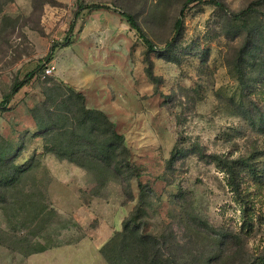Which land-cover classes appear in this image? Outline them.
I'll return each instance as SVG.
<instances>
[{
	"label": "rangeland",
	"instance_id": "1",
	"mask_svg": "<svg viewBox=\"0 0 264 264\" xmlns=\"http://www.w3.org/2000/svg\"><path fill=\"white\" fill-rule=\"evenodd\" d=\"M186 1L0 0V264H31L48 249L111 239L135 213L141 186L140 233L155 238L147 245L119 239L123 264L264 260V0L245 23ZM223 1L238 12L256 0ZM92 4L108 9L86 8ZM122 12L157 47L150 54L156 80L147 73V46ZM243 25L258 45L244 79L237 69L247 56ZM75 92L116 124L139 176L70 161L74 151L88 166L82 154L104 140L90 135V120L82 123Z\"/></svg>",
	"mask_w": 264,
	"mask_h": 264
},
{
	"label": "trees",
	"instance_id": "2",
	"mask_svg": "<svg viewBox=\"0 0 264 264\" xmlns=\"http://www.w3.org/2000/svg\"><path fill=\"white\" fill-rule=\"evenodd\" d=\"M195 2L212 5L216 7L220 12L228 16L230 20L245 23L254 15L255 6L259 5V3L262 2V0H256L253 3H251L246 9H243L238 12L232 10L228 6V4L223 0H187L185 3V7ZM86 8L90 10H100V9H108V6L104 4H92L87 6ZM184 14H185V10L182 11L181 18H179L176 22L175 27L177 33L181 31L183 24L182 19L184 17ZM121 15L127 19L131 27L134 30H136L140 34V37L144 40L147 46V50H146V63L148 64L147 73L150 78L156 80L157 78L153 72V62L151 60L150 54L157 52V47L147 37L144 30L140 26L137 18L134 15L129 14L127 12H122ZM249 29L250 28L247 25H243L242 28L239 29L240 31L248 30L246 43L244 45V48L246 46L247 56L241 57L238 61L239 63L237 64V69L239 70L243 79L246 77V69H251L253 66L256 65L255 53L258 51V45L256 42L257 36L256 34H253L252 30ZM173 46H174L173 41L169 42L167 45V49L170 50L173 48ZM36 71L30 72L29 74H27L24 80L17 82L13 85L11 93L4 100L5 104H8L9 101L13 99V97L23 89V87L28 86L31 83V81L35 78L37 74ZM75 95L81 104L82 113L86 117V118L84 117L86 120H84V122L82 123L84 124L88 120H90L92 123L89 127L90 135L95 133H103L104 140L103 142L97 141V143L96 141H91L90 143L91 150H87L82 154V157L88 158L90 160L91 164H88V166H86L85 164H81L77 160H75L77 152L74 151L71 152L70 161L75 164H78L79 166L87 170L88 169L96 170L98 168L104 167L106 175L113 173L115 175L129 174L132 176H139V174L136 173L137 167L131 163L132 153L127 144L126 138L123 134L117 131L116 124L108 117V115L105 112L98 109L88 108L85 103V96L82 93L75 92ZM56 155L59 158H66L67 156L66 153L63 154L57 153ZM30 166L31 164H29L28 167ZM22 168H25V166H22ZM144 192L145 190L141 186V201L135 213L131 216L129 220H127L124 223L123 231H117L116 234L111 239H109V241L101 248V254L109 264L124 263L123 259L121 258L122 257L121 253L119 252L117 253V250L119 251L118 249L119 239H125L131 236V238H133L134 243H138L140 245H147L151 237L152 239L155 238L152 235L145 237L143 234H141L140 226L138 225L139 217L145 213L144 212L145 202H143V198H142L144 197ZM146 255L148 256V254ZM138 257L139 259H143V257L145 258L146 256L143 252H140ZM260 264H264V260Z\"/></svg>",
	"mask_w": 264,
	"mask_h": 264
},
{
	"label": "crops",
	"instance_id": "3",
	"mask_svg": "<svg viewBox=\"0 0 264 264\" xmlns=\"http://www.w3.org/2000/svg\"><path fill=\"white\" fill-rule=\"evenodd\" d=\"M95 242L92 240H83L78 244H69L53 249H48L31 256V264L42 259L52 260L55 264H102L101 248L108 242ZM104 258V257H103ZM105 259V258H104Z\"/></svg>",
	"mask_w": 264,
	"mask_h": 264
},
{
	"label": "built area",
	"instance_id": "4",
	"mask_svg": "<svg viewBox=\"0 0 264 264\" xmlns=\"http://www.w3.org/2000/svg\"><path fill=\"white\" fill-rule=\"evenodd\" d=\"M55 67L54 66H48L47 68H46V70H45V72L47 73V74H52L54 71H55Z\"/></svg>",
	"mask_w": 264,
	"mask_h": 264
}]
</instances>
